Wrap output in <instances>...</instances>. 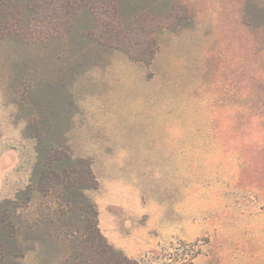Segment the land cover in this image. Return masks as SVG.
Segmentation results:
<instances>
[{
  "label": "rangeland",
  "instance_id": "1",
  "mask_svg": "<svg viewBox=\"0 0 264 264\" xmlns=\"http://www.w3.org/2000/svg\"><path fill=\"white\" fill-rule=\"evenodd\" d=\"M186 1L194 25L164 31L150 65L114 50L76 77L71 90L78 108L68 142L75 156L98 161L99 189L87 194L102 210L128 213V242L139 251L158 244L142 264H253L254 246L246 247L244 236L253 238L254 229L230 240L216 214L225 209L232 182L256 185L264 206V31L243 21L249 0ZM39 56L34 48L0 45V201L29 183L37 157L13 84L29 69H42ZM179 95L182 130L176 119L160 116L174 113ZM119 148L131 149L120 171L111 166ZM114 174L128 175L120 189ZM193 195L199 196L198 222ZM39 213L34 205L23 219ZM25 245L29 264L40 257L62 264L61 241L38 233Z\"/></svg>",
  "mask_w": 264,
  "mask_h": 264
},
{
  "label": "trees",
  "instance_id": "2",
  "mask_svg": "<svg viewBox=\"0 0 264 264\" xmlns=\"http://www.w3.org/2000/svg\"><path fill=\"white\" fill-rule=\"evenodd\" d=\"M185 2L0 0V45L37 49L44 61L13 84L37 157L29 183L0 201V264H18L29 249L25 243L38 233L64 244V264H141L109 243L99 227L97 205L87 194L99 184L93 161L75 156L67 138L78 108L71 85L114 50L150 65L164 31L194 25ZM243 21L264 31V0L246 2ZM34 205L41 217L23 219Z\"/></svg>",
  "mask_w": 264,
  "mask_h": 264
},
{
  "label": "crops",
  "instance_id": "3",
  "mask_svg": "<svg viewBox=\"0 0 264 264\" xmlns=\"http://www.w3.org/2000/svg\"><path fill=\"white\" fill-rule=\"evenodd\" d=\"M175 92V91H172ZM177 96V95H176ZM175 96V101H176ZM178 105L175 107L174 113L172 111L167 112H161L160 116L164 119V121L168 120V118H174L178 121V128L179 130H182V120H183V110H182V97L181 95L178 96ZM176 103V104H177ZM178 107V108H177ZM187 117H191L188 116ZM180 120V121H179ZM176 126V129H177ZM162 145V144H161ZM164 148L169 147L168 145H164ZM131 149L127 148H119L116 150L117 154L111 155V166L114 168V170L120 171L122 161L124 162L125 159H128V154L124 153L126 151H129ZM79 156H91V155H81L77 154ZM182 156V155H181ZM180 156L179 164H182V157ZM96 164V165H95ZM168 165L167 163L164 164V166ZM100 165L98 164V161H96L95 157L93 159V168L97 175ZM98 168V169H97ZM115 179L113 181L116 184V187L118 189L122 188L125 184V178L128 175L120 174L115 175ZM98 178V175H97ZM99 181V178H98ZM235 183V182H234ZM233 182L229 184V187L233 186L232 191L229 192V194L226 195L227 200L223 199L222 203L223 207L225 209L222 212H219L216 214L218 219H221L222 222L224 220L222 231L228 232L226 235L228 238L230 237H236L235 232L237 231H248L250 229H254L253 238H247L244 236V244L247 247V245L254 246V254H253V264H264V206H262V193L261 191L254 185V187L246 185H240L239 182L234 184ZM100 185V182H99ZM199 188V185L196 184L194 188V192H197ZM239 189L236 192V189ZM99 189V187H98ZM231 189V188H230ZM248 189V190H247ZM249 189L254 190V194H252ZM97 190V189H96ZM241 190V191H240ZM236 192V193H232ZM95 194V192H94ZM234 194V195H233ZM195 197L194 205L195 207L191 211L196 216V222L199 221L198 215V208H199V196L193 195ZM225 197V196H224ZM94 202L97 205L98 208V219H99V227L105 237L108 239L109 243H111L116 248L121 249L127 256L130 258L138 260L142 264V258L147 256L149 254V250L154 247L158 246V244H146L144 250H137L134 245L130 244L128 242L129 239V229H131V219L127 212L124 210L122 211L121 215H117L112 211L108 210H102L98 206V201L95 198V195H93ZM226 201V202H225ZM262 203V204H261ZM193 205V206H194ZM179 216V224L181 228H183V213L182 209L176 210V218ZM198 235V234H197ZM197 235H193V238L198 237ZM185 236V235H184ZM28 252V249L26 250V253L23 257L18 259V264H29L31 263L32 255H30ZM36 264H51L48 260H44L42 257L39 258L38 261H36ZM62 264L64 262L62 261Z\"/></svg>",
  "mask_w": 264,
  "mask_h": 264
}]
</instances>
